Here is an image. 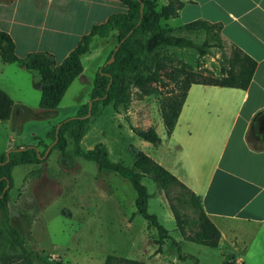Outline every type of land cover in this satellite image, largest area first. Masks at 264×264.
I'll return each instance as SVG.
<instances>
[{"label": "crops", "instance_id": "obj_1", "mask_svg": "<svg viewBox=\"0 0 264 264\" xmlns=\"http://www.w3.org/2000/svg\"><path fill=\"white\" fill-rule=\"evenodd\" d=\"M155 1L159 7L168 3ZM176 1V15L165 21L176 34L197 44L207 39L221 45L204 55L172 46L185 69L221 77L218 61L228 59L232 47L252 57L256 69L247 89L191 84L171 135L165 128L162 133L155 129L160 142L144 140L149 143L146 154L201 198L206 215L220 231L218 246L209 247L220 257L204 264H222L227 255L234 264H264V0ZM125 10L119 0H0V29L11 36L19 58L48 52L59 64L94 25ZM193 22L210 28H183ZM98 38L106 39L94 36L91 45ZM83 72L78 77L83 78ZM0 89L15 102L10 120L0 122L6 125L32 111L30 97L40 100V74L19 62L3 61L0 53ZM9 141L7 150L25 146ZM173 240L176 245L166 241L160 252L140 261L201 264L199 256L181 252L187 240Z\"/></svg>", "mask_w": 264, "mask_h": 264}, {"label": "rangeland", "instance_id": "obj_2", "mask_svg": "<svg viewBox=\"0 0 264 264\" xmlns=\"http://www.w3.org/2000/svg\"><path fill=\"white\" fill-rule=\"evenodd\" d=\"M115 44V34L92 43L89 54L82 57L83 78L74 79L56 110H40L35 106L39 107V100L30 97L28 104L32 111L29 114L16 117L9 124H0V154H6L11 138L21 145L44 151L40 162L11 168L9 220L23 241L20 244L12 239L2 224L0 213V264H3L2 255L18 253L28 257L31 264H42L36 255L47 260L61 259L66 264H103L110 254L141 260L160 252L155 243L158 232L138 212L136 192L127 179L76 155L74 140L68 132L64 135L65 148H53L42 158L53 141L54 127L75 116L81 105L90 100L93 79L99 68L110 60L108 57ZM186 59L193 62L192 56L187 55ZM158 62L163 64L160 74L165 81L164 86H158L160 94L139 98L138 88L128 79L127 95L121 104L100 103L94 107L80 143L83 151L100 146L111 162L132 167L134 158L128 146L134 144L146 153L149 145L132 127L152 126L164 132L158 100L161 94L175 88V82L168 80L166 73L182 63L172 47L158 48L148 63L154 69ZM143 65L140 74L146 76L148 71ZM62 153L72 156L73 163H60ZM141 182L149 195L148 212L156 214L169 232L168 241L174 245L173 237H180V233L163 190L148 176H142ZM188 212L191 214V210ZM170 247L166 246L167 254ZM209 251L216 250L188 241H183L181 246L182 253L199 256L201 264L220 257L217 252ZM187 263L195 264L191 260Z\"/></svg>", "mask_w": 264, "mask_h": 264}, {"label": "trees", "instance_id": "obj_3", "mask_svg": "<svg viewBox=\"0 0 264 264\" xmlns=\"http://www.w3.org/2000/svg\"><path fill=\"white\" fill-rule=\"evenodd\" d=\"M119 1L126 7V10L114 13L105 22L94 25L59 64L55 63L54 58L48 52H31L19 58L15 53L11 36L0 29V53L3 61L19 62L25 68L36 70L40 74L39 107L41 109L54 110L58 107L71 83L82 73V57L90 51L94 36L106 38L115 34L116 44L108 57L110 59L114 55V60L101 66L93 79L90 98L93 100L91 112L100 103L104 105L113 103L116 106L121 104L127 95L128 79L132 80L138 88L139 98L160 94L158 86L165 85L160 74L163 64L158 62L152 69L148 63L149 60L152 61V56L157 53L158 48L187 46L204 55L210 53L209 48L221 46L219 43L210 44L207 39L197 44L188 37L176 34L175 29L165 22L176 15L179 8V3L176 0H168V3L161 7L155 0ZM141 4H143L142 11ZM191 27H199L207 31L210 25L205 22H193L184 25L183 28L190 29ZM117 45L118 48L115 50ZM218 62L223 72L221 77L187 70L182 64L172 67L166 73V78L175 82V88L168 94H161L158 101L162 123L168 136L174 129L191 84L248 88L256 69V61L252 57L238 47H232L230 57ZM142 63H144L145 70L148 71L146 76L140 74ZM14 106V100L0 89V122L10 120ZM87 112L88 102L81 105L75 116L60 122L58 140L51 150L53 148L61 150L65 148L66 139L64 135L68 132L74 140L76 155L93 160L99 168L112 170L127 179L136 192L135 203L138 212L144 219L150 221L158 232V237L155 239L158 251H161L162 244L171 237L168 230L158 221L156 214L148 212L149 195L146 186L141 182L142 176L152 178L163 190L182 239L212 248L217 247L220 231L206 215L201 198L142 149L134 144L128 146V150L134 158L132 167L111 162L100 146L86 152L83 151L80 143L88 121V117H85ZM56 126L53 129V140L55 139ZM132 130L142 140L153 144L160 142V137L152 126L144 129L132 127ZM16 148L18 147L10 149L9 159L6 163H4L7 158L5 152L0 154V213L4 228L9 232L12 239H17L21 244L23 238L9 220L8 201L12 182L11 168L19 164L40 162L44 151L37 154L32 146L23 150H15ZM59 162H66V164L69 163L67 165H70L73 163V158L62 153ZM7 182L9 187L3 192ZM188 210H191V214ZM172 243L177 244L174 240ZM36 256L42 264H66L61 259L47 260ZM1 261L3 264H17V262L31 264V260L23 253L2 255ZM103 264H144V262L110 254L105 257ZM223 264L234 263L227 255Z\"/></svg>", "mask_w": 264, "mask_h": 264}, {"label": "water", "instance_id": "obj_4", "mask_svg": "<svg viewBox=\"0 0 264 264\" xmlns=\"http://www.w3.org/2000/svg\"><path fill=\"white\" fill-rule=\"evenodd\" d=\"M142 7H143V4H141V11H142ZM117 48H118V45L116 46L115 50H116ZM113 60H114V55L111 56L110 60H109L107 63L112 62ZM108 86H109V85H108ZM92 103H93V100L90 99V100L88 101V112H87V114L85 115V117H89V116H90V114H91V108H92ZM59 127H60V123H58L57 126H56L55 139H54V140L52 141V143L48 146V148H47V150H46V152H45V155H44L42 158L46 157V156L49 154V151L51 150L52 146L57 142V140H58V129H59ZM30 147H31V146H30ZM26 148H27V147H18V148H16L15 150H23V149H26ZM35 150H36L37 154H39V151H38L36 148H35ZM9 152H10V149L6 151V156H7V158H6V161H5L4 163H6V162L8 161V159H9ZM8 187H9V183L7 182L6 186H5L4 189H3V192H5V191L7 190Z\"/></svg>", "mask_w": 264, "mask_h": 264}]
</instances>
